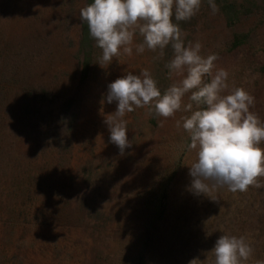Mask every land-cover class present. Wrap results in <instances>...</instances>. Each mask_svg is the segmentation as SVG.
<instances>
[{
    "label": "rangeland",
    "instance_id": "rangeland-1",
    "mask_svg": "<svg viewBox=\"0 0 264 264\" xmlns=\"http://www.w3.org/2000/svg\"><path fill=\"white\" fill-rule=\"evenodd\" d=\"M39 1L18 0L11 8L14 15L10 21L19 22V37L2 44L8 45L13 56L25 53L28 59L23 62L33 57L38 61L47 55L49 49H55L54 34L56 40L59 37L55 27L60 26L62 17L55 8L49 9L43 0ZM215 3L217 13L213 14L207 0H202L197 15L188 22H180L188 33L185 43L199 41L202 56L216 54V66L229 72L230 87H243L253 94L255 107L251 111L264 120V0ZM79 9L75 6L69 16L63 17L69 29L64 37L75 36ZM5 19L0 18L4 31L10 25ZM233 33H248L250 37L244 46L231 51ZM58 42L53 67L58 76L72 82L73 59ZM140 42L142 37L137 34L134 44ZM19 44L23 49H19ZM101 54L100 50L89 79L80 88L78 126L75 123L68 135L60 130L53 132L55 144L49 163L64 170V179L72 185L64 195L65 208L58 207L53 210L55 215L44 218L52 224L50 228L13 231L0 225V264H132L133 256L139 252L145 264H189L192 259H199L198 264H214L210 250L224 234L248 238L254 253L246 264L264 260V177L259 180L262 187H249L246 192L233 193L226 187L212 191L209 197L191 192L189 167L196 153L187 148L190 139L181 120L190 113L179 111L165 119L150 114L148 108H137L124 117L132 146L121 154L110 142L105 120L116 111L117 102L107 103L108 85L129 71L138 74L146 68L163 93L181 78L170 79L165 67L173 55L171 47L165 50L163 58L156 60L153 58L158 53L147 49L137 54L133 47L131 56L121 50L119 57L102 67L98 64ZM61 81L55 79L60 87ZM68 91L72 97L74 87L69 86ZM189 96L190 93L186 94L184 103L190 102ZM44 138L47 140L42 136L40 141ZM172 148L184 152L175 156ZM170 175L166 211L151 228L147 222L151 214L144 199L149 197L154 184L157 186L163 176Z\"/></svg>",
    "mask_w": 264,
    "mask_h": 264
},
{
    "label": "clouds",
    "instance_id": "clouds-1",
    "mask_svg": "<svg viewBox=\"0 0 264 264\" xmlns=\"http://www.w3.org/2000/svg\"><path fill=\"white\" fill-rule=\"evenodd\" d=\"M207 2L213 14L219 11L215 0ZM201 4L202 0H92L80 9L79 19L101 49V67L110 65L121 50L131 56L133 47L137 54L147 49L158 53L153 58L156 60L171 47L173 55L165 67L170 79L181 77L163 93L146 68L138 74L129 71L108 85L106 101L117 102V109L105 123L110 142L120 153L132 146L124 119L127 113L148 108L150 114L165 119L179 111L190 113L181 117L190 139L187 148L196 153L189 167V190L208 197L225 187L233 193L246 192L249 187H262L259 180L264 177V120L251 111L255 107L253 94L243 87H230L229 72L216 66V54L202 56L199 41L185 43L188 33L180 22L195 17ZM137 34L142 42L134 44ZM205 76L210 78L208 82ZM189 93L190 102L184 103ZM177 127H181L179 120ZM210 252L214 264H246L254 249L246 236L224 234ZM198 261L192 259L189 264ZM255 264H264V260H256Z\"/></svg>",
    "mask_w": 264,
    "mask_h": 264
},
{
    "label": "trees",
    "instance_id": "trees-1",
    "mask_svg": "<svg viewBox=\"0 0 264 264\" xmlns=\"http://www.w3.org/2000/svg\"><path fill=\"white\" fill-rule=\"evenodd\" d=\"M15 1L18 0H0V18H6L10 23L6 31L0 27V225L13 231L26 227L50 228L52 224L44 218L55 215L53 210L58 207L65 208L64 195L72 185L64 179V170H58L55 164L49 163L51 147L55 144L53 132L60 130L68 135L75 129V123L78 126L76 116L80 88L89 79L93 60L101 50L95 46L87 25L79 19L80 9L92 0H43L45 7L55 8L62 19L72 13L73 7L80 8L75 22V36H63L69 34V29L62 19L60 26L55 27L59 35L57 40L54 34L55 49L60 41L62 51L68 52L73 59L74 77L72 82H68L63 75L58 76L52 64L56 51L53 47L38 61L33 57L23 62L28 59L25 53L13 56L8 45L2 44L9 40L14 42L15 37H19V22L10 21ZM33 1L28 0L29 3ZM222 11L227 15L229 26H232L225 8ZM249 37L248 33H233L230 50L244 46ZM19 46L23 49V45ZM60 65L64 67L62 61ZM57 78L62 80L63 86L55 82ZM204 80L208 82L210 78L205 76ZM69 86L74 87V97L70 96ZM42 136H46L47 140L40 141ZM73 141H68L67 146ZM171 151L175 156L184 152L178 148ZM171 179L172 175L163 176L157 186L156 183L151 187L149 197L144 199L151 214L147 220L151 228L166 211ZM132 260V264H145L141 252Z\"/></svg>",
    "mask_w": 264,
    "mask_h": 264
}]
</instances>
